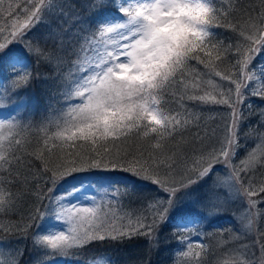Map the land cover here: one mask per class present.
<instances>
[{
	"label": "snow or ice",
	"instance_id": "snow-or-ice-1",
	"mask_svg": "<svg viewBox=\"0 0 264 264\" xmlns=\"http://www.w3.org/2000/svg\"><path fill=\"white\" fill-rule=\"evenodd\" d=\"M16 7L19 12L8 6L6 15L11 19L0 24V35L5 37L0 42V80L11 83V88L5 89L10 92L8 102L28 96L39 79L34 65L59 64L69 56L80 74L56 101L60 110L49 103L55 116L45 127L55 126L53 139L84 140L92 145L83 152L77 146V151L63 155L47 149L55 160L46 159L40 148L32 152L43 163L37 185L48 187L33 190V207L23 227L9 231L26 235L35 223L32 243L41 252V264H54L49 257H75L91 244L146 239L148 247L154 248L159 244L161 226L175 221L174 231L187 230L184 221L199 217L196 209L204 201L210 205L211 214H219L224 210V197L239 198L252 218L250 224L257 214L264 215L257 210V204L264 203V179L259 184L255 181L258 171L264 175V156L258 157L256 151L259 145L254 144L238 158L239 149L245 146L241 144L240 126L246 114L241 105L247 95L264 98V91L248 89V82L258 71L249 65L264 49V0H260L258 16L247 12V36L245 29L226 19L220 24L224 17L214 0H128L120 6L116 0H91L93 15L88 20L78 16L69 19L68 6L61 0H25L23 6ZM50 17L56 19L55 26L49 24ZM73 24L77 26L73 28ZM38 25L51 28L49 35L54 38L56 51L41 46L33 31ZM217 26H231L241 39L235 45H224L212 31ZM94 40L102 41L105 47L83 49L85 43ZM80 50L94 52L95 58L83 66L76 63ZM213 53L219 65L213 63ZM190 61L204 64L234 88L222 89L219 99L207 91L200 92L198 73L189 87ZM259 73L264 79V65ZM169 94L181 102L175 112L159 107ZM74 98L79 102L72 103ZM185 98L226 106L229 111L219 131L202 126L200 116L185 109ZM260 116L264 128V110ZM5 128L23 130L12 111L7 117L0 113V129ZM130 140L141 141V146L129 151ZM19 143L13 138L7 148H0V169L7 165L9 176L13 175V163L23 162L17 155L20 149L15 147ZM204 144L207 146L202 147ZM220 172L226 178L217 182L213 178ZM81 177L88 183L59 190L69 178ZM126 177L154 186L145 210L111 219L98 214L97 198L104 201L107 197L119 204L123 196L140 194L141 189L124 182ZM221 191L223 196L217 195ZM53 192L55 195H49ZM81 193L80 200H91L92 206H82L80 200L73 199ZM17 199L16 193L0 196V211H12ZM6 264H18V260L12 256ZM61 264H69V260L61 259Z\"/></svg>",
	"mask_w": 264,
	"mask_h": 264
},
{
	"label": "trees",
	"instance_id": "trees-1",
	"mask_svg": "<svg viewBox=\"0 0 264 264\" xmlns=\"http://www.w3.org/2000/svg\"><path fill=\"white\" fill-rule=\"evenodd\" d=\"M118 2L119 0H116V6H118ZM24 3L25 0H2V4H0V24L4 22V19H11L6 15V9L9 5H12L15 12H19L20 8H17L16 5L23 6ZM61 3L68 6L69 19L71 16H78L81 20H88L93 15V11L89 8L91 0H61ZM214 4L224 17L220 20V24L224 25L226 19L231 25H237L239 28L245 29V36L249 34L247 29L250 27L246 23L248 19L247 12L252 11L253 16H258V10L260 9V0H214ZM20 19H23V17H20ZM49 24L55 26L56 19L50 17ZM76 26V24L72 25L73 28ZM33 31L36 32L37 38L42 41V47L56 51L54 38L49 35L51 32L49 26L38 25ZM212 31L216 33V40L221 41L224 45H235L241 39L231 26H217ZM70 32L71 29H69V32L64 33V35L67 37ZM4 38L3 35H0V42ZM73 40L77 47H79V40L75 37ZM103 44L102 41L94 40L91 43H85L83 49H91L99 47V45L105 47ZM95 55L92 51L80 50L79 60L76 63L82 66L86 65L95 58ZM214 57L215 53H213V63L219 65L220 61L215 60ZM262 57H264V49L261 50L259 55L255 56L249 68H253L255 62ZM228 59L231 60L232 57H228ZM190 65L191 68L189 69L187 80L189 87L192 86L193 78L198 73L200 79L197 90L200 92L213 91V94L217 95L219 99L218 93L221 91L220 88L213 83H208V81L213 80L221 83V78L219 77L220 80H217V76L213 75L208 68H205L204 64H199L197 61H190ZM34 68L39 73V79L28 90V96L10 103L16 111L13 114V119H16V122L23 125V130L15 128L10 130V134H7L8 130L5 128L0 132V142L2 140L0 148H7L9 140L13 138L20 141L15 147L20 149L17 155L23 161L19 164L13 163L14 170L12 176L8 175L9 169L7 165L3 169H0V182L7 181V183L0 184V196L16 193L18 197L16 207L12 211H0V230H2L0 231V264H6L7 260L12 256L16 257L18 264H41L43 259L40 250L35 248L32 243V234L37 231L35 223L27 230L26 235L15 230L9 231L10 228L23 227L33 207L35 199L32 195L33 190L39 187L43 191L48 187L47 184L37 185V179L40 176L43 163L41 160L36 159L32 155V152L40 148L43 150V155L46 159L55 160L56 156H49L47 149L50 148L52 153L63 155L65 152L77 151V146H79V150L82 152L92 146L91 144L89 145V141L84 140L62 141L53 139L56 131L55 126L50 125L45 127L55 116V112L49 107V103L54 104L56 110H60L61 104L56 103V101L62 93L66 92L73 85L80 74L75 69L74 64L70 62V57L65 55L63 62L59 64H38L34 65ZM217 70L220 69L218 68ZM206 73L207 75H205ZM4 82L8 84L5 89H10L11 84H9L8 80H0V83ZM231 87H234V85H231ZM6 96H10V92H6ZM248 98L255 99L253 100L254 105L250 108L245 106L247 104L246 100H249ZM191 101L193 102V100L188 99L186 101L184 99L182 103L185 109L194 112L199 107L195 106L192 110L190 106L192 104ZM78 102V98H74L72 101V103ZM180 103L178 96L169 94L164 97L159 107L168 112H175L180 108ZM197 105L205 109H202L201 112L203 116L211 115L203 114L209 108L221 107L229 111L223 105L200 104L198 102ZM241 110L246 114V119L242 123L244 121L247 122L248 119L251 124L247 123L250 124V128L240 126L242 134L241 144H244L246 148H243L240 154L238 151V158H243L246 150L254 144L259 145L256 148L257 156H264V140H262L264 128L260 126V112L264 110V98L247 95ZM207 127L213 128V125L211 126V123H209ZM188 138L190 139L191 137ZM147 139H151V136ZM45 141H47V148L45 147ZM208 143L211 142L209 141ZM140 146L141 141L133 140H130L127 145L129 151H135ZM202 146L206 147L207 144ZM4 154L7 155V152L5 151ZM85 175L88 179H91L90 174ZM262 179H264V175L258 171L255 181L259 184ZM131 181H135V179L131 177L124 179L125 183L130 184ZM134 185L141 189L140 194L123 196L121 197L122 203L109 205L106 209L98 211V214L106 215L111 219L114 215L123 216L127 213L135 214L144 211L146 202L154 195L152 191L154 186L149 185L147 182L139 181H136ZM53 193H49V195H53ZM255 199L260 200L261 197H255ZM113 203L114 201L111 202V204ZM245 208L244 203L239 198H236L233 203H228L223 207L224 210L220 212L222 214L221 218H226L227 223L230 221L238 225L237 220H241L239 211H245ZM257 210L264 212V203H258ZM246 214L247 222L249 223V220L252 218L248 212ZM203 217H198V220L204 232L200 229L199 231L203 234V240L207 241L206 243L209 242L208 244L211 246L207 250L201 249L196 255L197 257L194 259V262L189 260L184 262L180 256L179 250L182 238L179 233L180 231L173 230L175 223L169 226H161L159 244L151 249L148 247L146 239H137L124 243L91 244L79 250L80 254L75 257H56L54 260H69L70 264H104V261H107V264H264V251H262V245H264V215L257 214L254 217L253 223H249L251 230L249 234L245 233L247 229L240 230L238 226L232 228L230 222L225 231L210 234L207 228H210V232L214 230L213 220L215 219H210L209 211H206ZM219 223L221 224V222ZM49 258L48 260L50 261Z\"/></svg>",
	"mask_w": 264,
	"mask_h": 264
},
{
	"label": "rangeland",
	"instance_id": "rangeland-1",
	"mask_svg": "<svg viewBox=\"0 0 264 264\" xmlns=\"http://www.w3.org/2000/svg\"><path fill=\"white\" fill-rule=\"evenodd\" d=\"M126 2H128V0H121V1H119L118 6H120L121 4H124ZM131 2L134 3L135 0H131ZM103 45H105V44H103ZM98 48L99 49H103L104 47L99 45ZM258 55H259V53H258ZM262 65H264V57L260 58V60H257L255 62L253 68L258 69V71L254 74L253 79H251L248 82V89H251V90L257 91V92L264 91V79L260 78V73H259V69H260V67ZM193 75H194V72H193ZM216 79L220 80L219 77H216ZM212 83L217 85L220 88V90L227 89V88H234V87H231L232 84H230L229 81H223L222 79H221V83L213 81V80H212ZM9 84H11L10 81H9ZM205 84L207 85V83H205ZM6 85H8L6 82L0 83V105H3V107H0V113H2V115L5 116V117L8 116L9 111H12V113H14V108L8 102V97L9 96H6V92H5ZM207 92H209V91H207ZM209 93L213 94V91H211ZM254 97H256V96H254ZM257 97H259V96L257 95ZM249 98H251V97H249ZM185 100L188 101L187 98H185ZM253 100H255V99L252 98V99L246 100V103H247L246 105H251V107H252L254 105V101ZM191 103L192 104L190 106L192 107V110L194 109L195 106L199 107V108H196V111H194V113H196L197 115L200 116L201 125L202 126H208V124L211 123V126L213 125V128H217V131H219L220 127L222 126V121H223L224 117L227 115L228 111H226L225 109H223L221 107L209 108L207 111L203 112L204 115L211 114L210 116H214V119H209L210 116H203L202 113H201L202 109L205 110L204 108L198 106L196 101H193V102L191 101ZM242 106L243 105H241V107ZM163 110L165 112H168L165 109H163ZM14 120L16 121V119H14ZM247 123H250V121L248 119H247V122L244 121V123H242L241 126H246L247 128H250V124L251 123L250 124H247ZM6 129L8 130L7 134H10V130L8 128H6ZM2 130L3 129H0V132ZM1 142H2V140H1ZM1 142H0V144H1ZM90 144H91V142L89 141V145ZM75 146H76V144H75ZM243 148H246V146L241 147L239 149V154L242 152ZM225 178H226L225 177V173L224 172H220L213 179L215 181L219 182V181L225 180ZM82 182L87 184L88 183V179H85L83 177H81V178H69L67 181L64 182L63 186L59 190L60 191H65L68 188H71L74 185L80 184ZM135 182L136 181H131L130 184H135ZM86 191L90 192L91 188L90 187L86 188ZM153 194H154V192H153ZM53 195H55V192L53 193ZM82 195L83 194L81 193L80 195H77L73 199L74 200H80ZM99 195H104V194L103 193H99L98 196ZM217 195L223 196V192L222 191L218 192ZM235 199L236 198L228 199L227 197H224V202H223V204L221 206L225 207V205H227L228 203H233ZM111 202L112 201L109 200L107 197H105L104 201H100L97 198L96 203L99 205L98 211H102L103 209H106L109 205H115L116 204L115 202L113 204H111ZM79 203L82 206H92L91 200H80ZM209 208H210V205L207 203V201H204V202H202V204L200 206L197 207L196 210L200 213V216L203 217L205 215V212L209 211ZM239 212H240L239 214L241 216V220H237L238 221V225H236L235 223H231L230 221L229 222L231 223L232 228L238 226L240 228V230L241 229L242 230L247 229V231H245V233L249 234L251 232V230H250V227H249L250 224L247 222V214H246L245 211H242V210H240ZM209 215H210V219H215V220H213L214 221V230L210 232V228H207L208 233L212 234L214 232L220 231V229H223V231H225V228L227 226H229V222L227 223L226 220H225L226 218H221L222 217L221 213H219V214H211L209 212ZM45 219H47V217ZM197 220H198V217H196L194 219L193 218H189L188 220L184 221V223H186L188 225L187 230L179 232L181 234V238H182L181 239L182 242L180 243V250L179 251H180V256H181V258H182V260L184 262L187 261V260L194 262V259H196V257H197L196 255L198 254V252L201 249L207 250L209 248V246H211V245L208 244L209 242L206 243L207 241L205 242L203 240V234L200 233L199 229L202 232H204V230L200 227V224H199L200 221L199 220L197 221ZM219 222H221V224ZM173 223H175V221ZM57 227H60V225H57ZM223 231H220V232H223ZM185 253H187V255H185ZM49 259H50V261L54 260L53 257H51ZM54 264H61V259H58V260L55 259L54 260ZM104 264H107V261H104Z\"/></svg>",
	"mask_w": 264,
	"mask_h": 264
}]
</instances>
